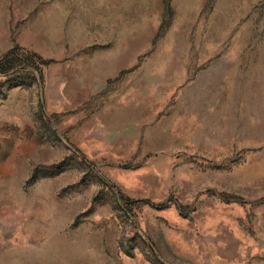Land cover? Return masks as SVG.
Returning a JSON list of instances; mask_svg holds the SVG:
<instances>
[{
    "label": "rangeland",
    "instance_id": "374dc122",
    "mask_svg": "<svg viewBox=\"0 0 264 264\" xmlns=\"http://www.w3.org/2000/svg\"><path fill=\"white\" fill-rule=\"evenodd\" d=\"M0 264H264V0H0Z\"/></svg>",
    "mask_w": 264,
    "mask_h": 264
}]
</instances>
